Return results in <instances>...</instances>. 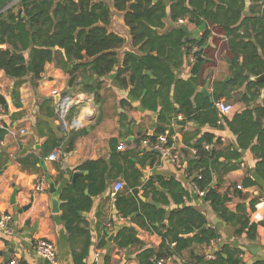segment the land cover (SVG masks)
Instances as JSON below:
<instances>
[{"label":"crops","instance_id":"obj_1","mask_svg":"<svg viewBox=\"0 0 264 264\" xmlns=\"http://www.w3.org/2000/svg\"><path fill=\"white\" fill-rule=\"evenodd\" d=\"M106 1L111 4L112 10L109 32L116 33L126 40L123 47L118 49V66L108 75L98 77L87 72L81 74L71 85L68 73L51 62L46 65L40 79L28 75L17 86L15 80L0 69V95L8 106V112L3 111L4 122L16 131V134L6 133L0 142V155L3 152L0 156V218L4 215L12 217L8 223V231L0 226V264H7L14 257L18 258L21 264H52L36 252V242L41 238H48L56 244L58 254L55 264H78L76 256L85 246L88 252L81 264H138L136 254L140 249L139 245L122 249L115 243L119 229L124 226L134 227L138 238L146 247H159L162 236L141 228L130 217H124L117 206L118 195L113 193L115 182L122 181L124 187L119 194L135 196V188L127 180L131 171L125 174L127 164L120 155L133 157L141 149H145L142 141L150 139L158 132L159 127H165V131L170 132L172 149L166 155L159 156L158 163L154 166L137 164L141 171L140 185L136 188L140 202L158 203L159 205H154L166 209L169 214L176 205L171 201V204L166 206L158 201L160 193L164 192L159 182L155 183L154 189L145 188V185L155 176L165 179L173 177L188 190L190 200L188 199L187 203L201 210L208 224L220 233V238L209 246L194 245L185 249L181 255H174L171 264H195L199 255L208 260L213 259L214 253L223 245L243 249L242 264H254L264 260L261 255V250H264V179L256 171L257 164L263 161L261 154L264 152V135L254 131L257 116L255 109L264 103L261 90H250L247 82L234 86L227 97L221 99L234 106L228 114H222L216 108L215 112H212L213 107L203 108L206 100L212 105L215 102L216 82H229L239 75L248 74L246 70L244 74L226 80V77L234 74L230 68L233 63L227 61V49L223 47L226 39L223 38L222 43L218 45L215 41L217 34L214 33L206 45L215 49L216 65L208 66L201 75L197 68L193 74L192 67L197 58L191 55L178 74L179 79L190 82L196 80L192 103L195 108L201 107L196 118L172 114L168 118L169 121H160L161 106L152 109L142 104L148 92L147 88H143L139 96L133 97V85L123 87L118 82V69L123 66L125 54L130 51L137 52L138 48L132 45L124 13L115 9L113 0ZM181 24L167 18L159 33L163 34ZM187 27L189 31L198 28L193 23H189ZM201 35L202 32L198 37ZM206 45L201 48L204 49L202 58L206 56ZM151 78L154 79L155 76ZM207 82L209 95L203 93ZM250 91L258 95L247 103L242 98L246 93L250 95ZM171 101L178 109L179 105L172 96ZM246 111H252L251 117H237ZM222 116L231 121L232 125L223 124ZM216 117L217 126L207 120ZM178 120L185 121V124H180ZM262 128L264 129V118ZM22 130L25 132L22 133ZM205 132L216 135L215 141L220 139L221 143L215 145L217 149H230L237 154L234 159H226L223 156L219 158V173L215 174L213 184H221L220 192L229 193L231 196L226 204L230 211L237 212L239 204H249L258 199L255 210L249 215L250 222L257 224L255 239H249L246 232L238 234L236 229L239 226L222 219L211 204L204 200L203 195L199 194L191 180L192 177L187 173L189 162L195 157L193 144ZM186 137L188 142L185 141ZM118 145H123L124 148L120 150ZM54 150H58L59 155L56 160H50L48 157ZM41 160H44L46 167L41 164ZM99 160L107 165L108 187L104 193L95 196L87 187L90 171L85 166ZM82 165L84 167H81ZM224 165L232 169L223 172ZM47 172L50 173L60 195L58 212L54 211L53 194L49 191L46 181ZM75 172L83 174L77 176L73 182ZM247 178L256 181V184L246 186ZM38 183H43L46 190L35 191V185ZM79 183L83 186L80 193L74 190ZM239 185L242 188H239ZM77 194L89 197L91 206L80 211L83 220L81 227L86 233L77 234L72 242L62 217L61 197L76 198ZM88 235L89 242L86 243Z\"/></svg>","mask_w":264,"mask_h":264},{"label":"trees","instance_id":"obj_2","mask_svg":"<svg viewBox=\"0 0 264 264\" xmlns=\"http://www.w3.org/2000/svg\"><path fill=\"white\" fill-rule=\"evenodd\" d=\"M13 1L0 0V69L15 80V85L18 86L28 75L40 79L46 65L51 62L68 73L71 85L81 74L89 72L103 77L118 66V49L123 47L126 40L109 32L112 10L111 4L106 0ZM112 4L116 10L124 13L132 45L138 48L137 52L130 51L125 54L123 66L118 69V82L123 87L133 85V97L139 96L143 88H147L148 92L142 104L152 109L161 106L160 121H169L172 114L196 118L201 108H195L192 103L196 80L190 82L179 79L178 74L187 64L189 56L197 58V49L205 47L214 33L217 34L215 41L218 45L223 38L226 39L223 47L227 49L233 65L240 67L243 64L248 74L239 75L233 81L216 82L215 102L212 105L206 100L203 108L213 107L211 110L215 112V103L225 99L234 86L247 82L250 90L256 88L259 91L264 87V82L250 80L251 75H259L264 71V0H251L247 14L246 0H113ZM167 18L177 23L183 19L197 26L206 22L207 26L199 39L186 40V34L180 26H175L163 34L159 33ZM205 53V58L198 65L200 75L208 66L216 65L215 49L208 46ZM146 70L152 71L155 78L146 74ZM157 85L159 88L156 89ZM14 93L17 94L16 91ZM257 95L250 91V95L246 93L242 99L248 103ZM171 96L179 105L178 109L173 106ZM0 103L4 104L1 98ZM255 110L257 116L254 131L264 135V103ZM251 113L252 111H246L237 117H251ZM207 120L217 126V117ZM221 122L232 125L225 116L221 117ZM165 130V127H159L158 132L150 137L151 141H155ZM5 134L6 130L0 128V142ZM215 136L211 132H205L193 144L195 157L190 160L187 173L192 177L195 188L204 192V200L211 204L222 219L239 226L236 229L238 234L246 232L249 239H255L257 224L250 222L249 215L255 210L258 199L249 204H239L238 211L233 212L226 205L231 199L229 193L222 194L221 184H213L215 174L219 173V158L223 156L234 159L237 156L230 149H217L215 145L221 142L220 139L215 141ZM185 141L188 142L189 139L186 137ZM207 143L212 145L211 149H205L204 145ZM169 144H172L171 139ZM120 156L127 164L125 174L131 171L127 180L135 188V196L117 193L118 209L124 217H130L141 228L156 232L163 238L159 247H146L138 238L134 227L124 226L119 229L115 243L122 249L139 245L140 249L136 254L138 264H156V259L181 255L185 249L194 245L209 246L220 238L218 230L208 224L205 214L187 203L190 200L188 190L173 177L165 179L155 176L145 185V188L154 189L155 183L159 182L164 192L160 193L158 201L166 206L171 201L176 205L169 214L162 207L140 202L136 188L140 185L141 171L137 164L156 165L160 156L158 151L141 149L133 157ZM261 156L263 161L257 164L256 171L264 179V152ZM85 167L90 171L87 177L90 193L95 196L104 193L108 187L107 165L99 160L90 162ZM223 168V172L232 169L228 165ZM245 184L252 186L256 181L247 178ZM82 189L81 183L74 187L78 193ZM61 199L62 217L73 242L77 234L86 233L81 227L83 220L80 211L90 208L91 199L80 194L76 198ZM88 239L89 235L86 243L89 242ZM173 242L176 243L174 246ZM87 252L85 246L76 256L78 264L82 263ZM243 253L241 248L223 245L214 253L213 259L208 260L199 255L195 264H242ZM254 264H264V260Z\"/></svg>","mask_w":264,"mask_h":264},{"label":"built area","instance_id":"obj_3","mask_svg":"<svg viewBox=\"0 0 264 264\" xmlns=\"http://www.w3.org/2000/svg\"><path fill=\"white\" fill-rule=\"evenodd\" d=\"M180 23H185L186 21L183 19L179 20ZM217 109L220 111V113L222 114H228L230 113L234 106L230 103H226L223 100H219L215 103ZM4 108H5V104H1L0 103V128L1 129H5L6 133L8 134H16V131L11 128L9 125H7L4 122ZM25 131L22 130V133H24ZM171 134L169 131H165L161 134H159L157 136V139L155 141H151V139L146 138L142 141L143 143V147L147 150H154V151H158V153L160 154V156L162 155H166L167 153H169L172 149V144H169V141L171 139ZM205 149H211L212 145L211 144H205ZM124 148L123 145H118V149L122 150ZM195 151V149H194ZM59 155L58 150H54L50 155H49V159L50 160H56L57 157ZM124 187V183L122 181H116L114 186H113V193L114 195H116L117 193H119ZM239 188H242L241 185L238 186ZM35 191L38 192H42L44 190H46V187L43 185V183H38L35 185L34 188ZM200 195H203L204 192L203 191H198ZM12 217L9 215H4L3 217L0 218V226L8 231V223L9 221H11ZM176 243L173 242L172 245L174 246ZM36 252L37 254L44 260L55 264L57 261V247L56 244L48 239V238H41L36 242ZM173 257L174 255H170L167 257H161L159 259H156V264H171L173 262ZM212 258H214V256H212ZM7 264H21V261L14 257L12 259H10L8 261Z\"/></svg>","mask_w":264,"mask_h":264},{"label":"water","instance_id":"obj_4","mask_svg":"<svg viewBox=\"0 0 264 264\" xmlns=\"http://www.w3.org/2000/svg\"><path fill=\"white\" fill-rule=\"evenodd\" d=\"M15 2V0L13 1ZM251 3V0H246V6H247V9L245 10V13L247 14L248 13V7ZM19 13L21 14V10L19 11ZM190 22L189 21H186L185 23H182L180 25V28L185 32L186 34V40H189L190 37H193L194 39H199L198 35L200 32H203L205 29H206V22H203L200 26H198V28L194 31H189L188 30V24ZM208 45H206L207 47ZM203 50L204 49H199L196 53H197V60L195 61L193 67H192V73L195 74L197 68H198V65H199V62L200 60L202 59V53H203ZM227 61L229 63H231V60L229 57H227ZM230 68L233 69L234 71V74L231 76V77H226V80H229V79H232L234 77H236L237 75L239 74H244L246 72V68L244 67L243 64L240 65V67L238 68H235L232 64H230ZM146 73L148 75H150L151 77H154V75L152 74V72L150 70H146ZM250 80L252 81H255V82H264V71L262 73H260L259 75H251L250 76ZM208 86H209V82L206 83L204 89H203V93L206 94V95H209L208 93ZM261 94L262 96L264 97V87L261 89ZM0 98L4 101L5 103V99L2 95H0ZM5 113L8 112V106L5 104ZM178 122L180 124H185V121H181V120H178ZM41 164L45 166V163H44V160H41ZM83 174V172H75L74 173V180L73 182L75 181V178L79 175ZM46 181L47 183L49 184V191L53 194V207H54V211L55 212H58L59 211V200H60V195H58L57 193V188L55 186V183L54 181L52 180V177L50 175V173H46ZM13 203H15L14 199H13ZM155 205H159L158 203H154ZM27 207H24V209H26ZM206 227V226H205ZM129 253V251L127 250V254ZM261 255L264 257V250H261Z\"/></svg>","mask_w":264,"mask_h":264}]
</instances>
